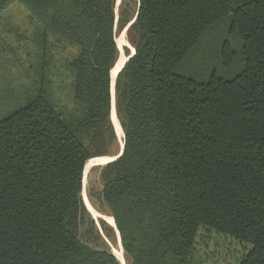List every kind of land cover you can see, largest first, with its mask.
I'll list each match as a JSON object with an SVG mask.
<instances>
[{"label": "trees", "instance_id": "1", "mask_svg": "<svg viewBox=\"0 0 264 264\" xmlns=\"http://www.w3.org/2000/svg\"><path fill=\"white\" fill-rule=\"evenodd\" d=\"M19 2L46 69L51 49L71 51L69 104L41 81L0 118V264H120L77 237L84 171L115 139L113 102L123 153L101 174L102 199L129 264H193L200 231L244 246L235 264H264V0H137L131 18L115 0ZM135 16L112 95L116 34ZM222 27V72L184 75Z\"/></svg>", "mask_w": 264, "mask_h": 264}, {"label": "rangeland", "instance_id": "2", "mask_svg": "<svg viewBox=\"0 0 264 264\" xmlns=\"http://www.w3.org/2000/svg\"><path fill=\"white\" fill-rule=\"evenodd\" d=\"M122 9H125L127 16L131 18L137 10V0H115V12L119 14ZM33 20L29 8L19 0H12L0 13V118L21 106L26 96L34 92L41 81L50 80L52 97L58 105L69 104L67 90L69 78L63 67L64 63L70 59L71 51L62 46H59L57 50L51 49L49 53L53 55L54 61L49 64V69H46L40 46L34 38ZM127 26L116 34V42L120 51L123 52L117 62L118 66L133 50L131 40L134 35ZM225 37L224 27L210 31L187 59V62L180 67L181 72L186 76L201 79H206L213 69L221 73L217 57ZM224 78H229V76L224 74ZM115 116L119 122L116 112ZM86 143L92 147V151L100 150V146L93 147L88 138ZM122 145L123 132L122 139L119 140L115 130V139L103 150L106 155L92 158L86 167L81 191L85 214L79 225L77 237L91 248L111 253V246L115 245L116 247L119 243L125 264H129L130 261L123 249L114 219L102 199L101 174L110 161L96 162L101 158L116 157L120 153ZM86 203L99 216H103L104 220L91 215ZM107 220L112 221V224ZM245 252L246 248L234 240L220 236L213 231H200L193 264H235L236 260Z\"/></svg>", "mask_w": 264, "mask_h": 264}, {"label": "bare ground", "instance_id": "3", "mask_svg": "<svg viewBox=\"0 0 264 264\" xmlns=\"http://www.w3.org/2000/svg\"><path fill=\"white\" fill-rule=\"evenodd\" d=\"M125 61V60H124ZM118 63H117V65H116V67H115V69L113 70V78H112V83H113V80H114V77H115V75H116V72H117V68H118ZM112 116V122H113V124H114V128H115V130H116V133H117V136H118V138H119V140H121L122 139V131H121V128H120V125H119V122H118V120H117V118H116V116L114 115V112L112 111V114H111ZM103 162L104 161V163H106V162H111L112 161V158H109V157H105V158H101V159H99V160H97L96 162ZM109 162V163H110ZM108 163V164H109ZM94 164V163H93ZM96 164V163H95ZM98 165V164H97ZM84 174H86V169H85V171H84ZM87 204V208H88V210H89V212L91 213V215H93V216H95V217H100L101 219L103 218V220H104V217L103 216H99V214L98 213H96L89 205H88V203H86ZM108 221V223H111L112 224V221H109V220H107ZM111 249H112V254L117 258V260L118 261H120V263L121 264H125V261H124V257H123V253H122V251H121V247H120V245H119V243H117V246L115 247V245H112L111 246Z\"/></svg>", "mask_w": 264, "mask_h": 264}, {"label": "water", "instance_id": "4", "mask_svg": "<svg viewBox=\"0 0 264 264\" xmlns=\"http://www.w3.org/2000/svg\"><path fill=\"white\" fill-rule=\"evenodd\" d=\"M135 19H136V16H135L134 19L128 24L127 28H129V27L135 22ZM121 53L123 54L122 51H120V55H121ZM133 54H134V49L132 50V53H131V54L125 59V61L123 62V64H124L125 62H127V61L133 56ZM119 58H120V56H119ZM118 60H119V59H118ZM117 62H118V61H117ZM123 64H122V65H123ZM116 65H117V63H116ZM116 65H115V67H116ZM115 67H114V69H115ZM114 69H113V70H114ZM116 75H117V73H116ZM116 75H115L114 80H113V83H112V95H113V88H114V82H115ZM112 111L114 112V115H115L114 102H113V104H112ZM111 113H112V112H111ZM111 118H112V117H111ZM122 153H123V145H122V147H121V151H120V153H119L116 157L112 158V161H111V162H113V161L117 160L118 158H120L121 155H122ZM111 162H110V163H111Z\"/></svg>", "mask_w": 264, "mask_h": 264}]
</instances>
